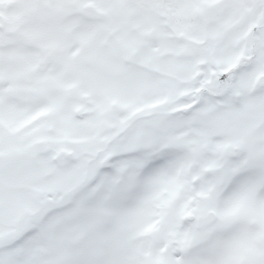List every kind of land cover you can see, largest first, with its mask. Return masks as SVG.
I'll list each match as a JSON object with an SVG mask.
<instances>
[{
    "label": "snow or ice",
    "instance_id": "snow-or-ice-1",
    "mask_svg": "<svg viewBox=\"0 0 264 264\" xmlns=\"http://www.w3.org/2000/svg\"><path fill=\"white\" fill-rule=\"evenodd\" d=\"M0 264H264V0H0Z\"/></svg>",
    "mask_w": 264,
    "mask_h": 264
}]
</instances>
